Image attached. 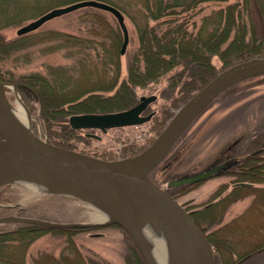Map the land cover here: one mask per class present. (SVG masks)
Masks as SVG:
<instances>
[{
  "label": "rangeland",
  "instance_id": "obj_1",
  "mask_svg": "<svg viewBox=\"0 0 264 264\" xmlns=\"http://www.w3.org/2000/svg\"><path fill=\"white\" fill-rule=\"evenodd\" d=\"M75 1L79 0H0V94L14 106L19 98L30 116L31 131L48 142L104 159L134 157L153 141L174 112L200 87L184 101L172 100L173 96H178V89L172 98L168 97L169 71L155 81L144 83V86L127 85L129 88L120 89L124 94L119 92L111 101L99 100L100 104L94 108L78 106L74 109L102 110L94 112L123 110L134 100L138 101L140 95L154 93L157 98L147 110L155 113L149 120L137 125L108 128L105 132L87 128H72V132L64 130V126L69 125L67 120L72 112L68 107L70 102L65 101L63 111L56 116L44 114L41 99L35 91L27 84L30 89L18 84L28 77L38 78L46 81L43 92L47 90L54 94L56 88L57 92L71 93L76 77L79 81L90 76L104 78L106 74L99 67L82 68L86 54L97 63L110 57L115 65L112 54L119 51L122 31L111 13L90 6L54 16L27 33L18 34L16 30L52 7ZM49 3L51 7L46 9L44 6ZM213 5L217 3L208 6ZM91 9L98 14L89 13ZM125 10L121 12L129 41L125 52L118 54L117 83L103 91L104 95H114L119 82L127 77L129 58L139 53L140 24L132 20L131 14ZM101 16L117 31L110 27V35L105 36L109 30L106 24L98 21L96 25L101 23L97 26L99 33H89L90 23L103 20ZM243 16L246 17L245 11ZM199 19V15L193 18ZM252 19V22L247 20V24L251 22L258 30L264 20L259 19L254 9ZM73 37H76L74 45ZM88 38L92 40L89 42ZM84 45H91L94 49L85 50ZM211 62L216 74L236 63L224 66L217 55ZM126 90L128 97L121 100ZM88 132L100 137L87 135ZM233 142V153L241 160L258 148L263 150L257 159H264V74L239 81L215 97L186 128L149 177L184 203L191 214L199 211L196 213L200 218L199 228L206 236L216 231L214 264H264V177L250 181L241 175L243 166L239 167V162L233 168L228 166L200 181L174 187L167 184L173 178L226 160L230 153L229 145ZM240 181L252 184L250 188L234 186ZM94 213L95 209L78 195L35 192L16 181L1 183L0 230H12L29 223L56 228H47L26 247L20 246L16 240L6 248L0 247V257L6 256L0 264H146L130 236L118 223L94 220ZM58 227L71 228L70 231H61Z\"/></svg>",
  "mask_w": 264,
  "mask_h": 264
},
{
  "label": "water",
  "instance_id": "obj_2",
  "mask_svg": "<svg viewBox=\"0 0 264 264\" xmlns=\"http://www.w3.org/2000/svg\"><path fill=\"white\" fill-rule=\"evenodd\" d=\"M83 6L102 9L114 16L122 31L120 52L124 53L129 41L124 15L117 7L102 0H79L52 7L18 27L16 32H30L54 16ZM261 74H264V56L250 57L222 69L174 112L145 149L128 159H104L48 142L16 124L0 108V184L11 181L12 176L33 177L61 187L63 191L59 193L92 192L113 201L123 214L113 221L127 232L146 264H155L141 234L146 219L143 214L149 210L167 221L174 232L178 247L175 264H203L202 250L205 264H214L213 246L190 211L165 188L154 183L149 174L215 97L235 83ZM18 86L30 89L24 83ZM156 97V94L140 95L136 104L123 110L71 114L68 123L72 128H99L103 132L111 127L140 124L154 114L153 110L147 114L142 112ZM0 103H7L1 94ZM87 134L99 137L94 133ZM228 165L226 161L211 164L173 178L167 184L172 187L200 181L220 173Z\"/></svg>",
  "mask_w": 264,
  "mask_h": 264
},
{
  "label": "trees",
  "instance_id": "obj_3",
  "mask_svg": "<svg viewBox=\"0 0 264 264\" xmlns=\"http://www.w3.org/2000/svg\"><path fill=\"white\" fill-rule=\"evenodd\" d=\"M104 1L114 5L122 12L127 9L132 16V20H136V22L140 24L139 26L135 22L139 26L140 43L137 49L139 53H134L135 55L133 54L134 56L132 55L129 58L127 77L119 82L114 95L110 96L103 94V91L113 88L117 83L119 76V70L117 69L119 66L117 60L120 52L119 48L118 53L114 52L112 54L115 58V65L112 63L110 57L105 61L103 60L97 63L95 59L91 60L92 57L86 54V63L82 65V68L88 66L99 67L103 69L106 76L104 78H92L90 76L83 81H79L76 77L73 80L74 87L71 93H63L62 91L57 92L55 86L54 94H51L47 90L43 92V88H45L43 84L46 83L43 79L28 77L29 80H22V82L24 81L23 83L29 85L35 91L38 98L41 99V109L44 114L58 115L63 111L62 105H64L65 101L70 102L71 106H68L69 110L71 109L72 111L70 115L75 113L102 111L99 109L76 111L74 109L79 107L94 108V106L96 107L97 104H100L99 100L111 101L114 97L119 95V92L120 94H124L120 89H123V87L127 85L133 86L142 84L144 86V83L155 81L161 75L169 71L171 72L168 77L169 84L167 90H169L170 95L168 97L172 98L177 88L178 96H173L172 100L175 101L179 99L180 101H184L190 96L191 92L201 87L216 74L211 62L214 55L219 56L224 66L236 62L237 60L247 59L251 56L264 55V22L261 23V27L258 30L254 29L251 23L253 20V9L258 13L259 19L264 20V0H242V3L239 0L238 2H228V0ZM210 3H217V5L209 7L208 5ZM56 4H59V2ZM44 7L49 9L51 3H49V5L46 4ZM93 9H91L89 13L98 14V12H94L95 10ZM206 9L207 11L203 12ZM244 11L246 12V17L243 16ZM196 15L200 17L197 21L193 20ZM102 18L103 20H94L90 23L87 31L92 35L99 33L97 26H101V23L96 25L98 21H101L102 24H106L109 30L104 34L105 36L110 35L111 29L114 32L117 31L110 26L109 21L105 20L106 18L104 16ZM247 20H251V22L247 24ZM153 22L156 23L154 24ZM258 31H260V33ZM75 39L76 37H73V41L71 40L73 45L75 44ZM91 40L92 39L88 38L87 41L90 42ZM83 47L85 50H89V48L90 50L94 49L91 45H84ZM90 61L92 62L90 63ZM63 82L65 81H58V83ZM63 84L61 85L62 87H64ZM127 88L129 87L127 86ZM126 97H128V91L126 95H123L120 99L122 100ZM136 102L134 100L128 107ZM103 111L107 112L105 110ZM55 121H57V119H55ZM63 129L68 132L73 131L72 127L68 124H66ZM258 155V153L249 155L240 161L239 167L243 166L241 167V175H244L246 178L248 177L247 179L249 180H254L256 177H264V159H257ZM241 186L250 188L251 185ZM210 206L211 205H208L207 207ZM197 212L192 213L191 216L195 223L201 227L199 222L200 218L196 216ZM47 228L54 229L56 227L29 223L20 224L12 230H0V247L6 248L14 240H16L20 246L26 247L35 236L48 230ZM58 228L61 229V231H65L66 229L70 231L71 227ZM215 236L216 231L211 232L207 236L214 247H216ZM3 259L5 260L6 256L0 257V262L3 263Z\"/></svg>",
  "mask_w": 264,
  "mask_h": 264
},
{
  "label": "bare ground",
  "instance_id": "obj_4",
  "mask_svg": "<svg viewBox=\"0 0 264 264\" xmlns=\"http://www.w3.org/2000/svg\"><path fill=\"white\" fill-rule=\"evenodd\" d=\"M0 108L5 115L11 118L16 124L31 130L30 116L25 106L17 98L16 105L0 103ZM11 181L21 182L24 186L35 192H61L63 189L57 185L33 177L12 176ZM78 195L95 209L92 215L97 221H110L120 218L123 214L121 208L113 201L92 192L77 191L68 192ZM143 217L146 218L141 227V234L145 239L155 264H175L177 255V241L171 226L167 221L156 216L149 210H145ZM205 253L201 251L202 263L205 264Z\"/></svg>",
  "mask_w": 264,
  "mask_h": 264
},
{
  "label": "flooded vegetation",
  "instance_id": "obj_5",
  "mask_svg": "<svg viewBox=\"0 0 264 264\" xmlns=\"http://www.w3.org/2000/svg\"><path fill=\"white\" fill-rule=\"evenodd\" d=\"M148 108V107H147ZM150 110H145L144 112H143V114H145V113H147V112H149ZM96 130H98V129H96ZM263 144V143H262ZM234 145H235V142H233L232 144H230L229 145V149H230V153H229V155L227 156V159L226 160H224V161H226V162H229V167H234V166H237L238 164H239V162L241 161V157H239V156H235V154L233 153V149H234ZM262 150H263V148H258V149H256V150H254V151H251L250 152V154H247V156H249V155H253V154H257V153H259V152H262ZM249 186V185H248Z\"/></svg>",
  "mask_w": 264,
  "mask_h": 264
}]
</instances>
